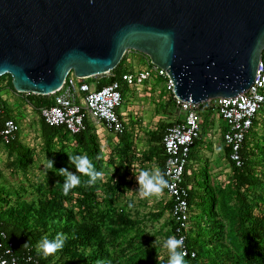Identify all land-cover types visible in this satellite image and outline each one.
<instances>
[{
	"label": "rangeland",
	"instance_id": "374dc122",
	"mask_svg": "<svg viewBox=\"0 0 264 264\" xmlns=\"http://www.w3.org/2000/svg\"><path fill=\"white\" fill-rule=\"evenodd\" d=\"M0 82L11 89L6 75L0 77ZM162 84L157 80L149 98L130 110L134 105H128L125 94L120 111H127L132 118L128 130L117 138L104 130L90 132L86 147L63 131L44 138L39 114L28 103L29 97L18 93L9 98L6 107L18 116L21 151L12 152L0 145V218L33 237L35 251L45 264H61L60 260L65 264H88L95 246L93 242L85 249L78 245L76 234L82 226H93L98 240H109L106 248L119 264H167L168 252L162 244L173 236L169 198L164 191L159 197L140 198L134 175L142 169H161L159 147L151 141V135L161 133L167 124L178 123L182 117ZM210 114L201 113L202 137L212 124ZM246 143L252 154L248 158L247 182L240 186L233 179L220 139L204 144L203 152L195 153L199 166L190 176L194 196L186 236L206 248L210 246V258L218 246L232 257L239 254L228 238V228L239 212L240 199H246L254 214L264 208V106ZM80 154L87 155L96 171L103 172V179L86 186L88 177L77 172L80 186L65 195L64 177L57 170L76 172L68 155ZM49 160L53 161L51 169L47 167ZM71 231L74 236L69 235ZM57 233L67 237L61 250L46 257L37 251L38 241L44 237L52 240Z\"/></svg>",
	"mask_w": 264,
	"mask_h": 264
},
{
	"label": "water",
	"instance_id": "95a60500",
	"mask_svg": "<svg viewBox=\"0 0 264 264\" xmlns=\"http://www.w3.org/2000/svg\"><path fill=\"white\" fill-rule=\"evenodd\" d=\"M263 48L264 0H0V77L21 94L105 74L132 51L200 105L245 91Z\"/></svg>",
	"mask_w": 264,
	"mask_h": 264
},
{
	"label": "built area",
	"instance_id": "2783aa9c",
	"mask_svg": "<svg viewBox=\"0 0 264 264\" xmlns=\"http://www.w3.org/2000/svg\"><path fill=\"white\" fill-rule=\"evenodd\" d=\"M117 80L95 87L103 78L112 77L110 72L90 77L77 78L69 73L62 85L53 93L46 95L50 100L48 107L39 108V117L49 127L61 128L70 136L85 130L98 133L104 130L116 137L125 131L127 111L121 109L125 94L132 93L136 97L149 98L151 89L157 80L163 84V91L171 95L181 119L164 129L161 145L163 149V172L169 187L163 191L170 201V216L173 222V236L184 241L185 257L193 258L194 252L186 248V233L189 229L190 206L186 198L191 189L185 184V176L189 177L197 167L188 168L189 152L199 137L202 112H213L221 121V142L228 149L227 160L235 167L241 165L240 151L253 121L257 120L259 111L264 106V48L257 64L252 84L243 92L228 98H219L206 104L207 110L199 109V105L178 101L172 96V84L162 69L150 64L147 57L141 58V65L129 70L124 66ZM91 79V80H89ZM0 87H7L0 82ZM10 89V88H9ZM11 91L16 93L12 88ZM4 106L0 94V145L5 147L18 140L20 132L18 116L13 111L3 117ZM17 110V109H16ZM0 264H38L30 248L21 254L13 250V243L7 239L0 225Z\"/></svg>",
	"mask_w": 264,
	"mask_h": 264
},
{
	"label": "trees",
	"instance_id": "16d2710c",
	"mask_svg": "<svg viewBox=\"0 0 264 264\" xmlns=\"http://www.w3.org/2000/svg\"><path fill=\"white\" fill-rule=\"evenodd\" d=\"M122 63L123 58L120 60L118 65L110 72L112 74V77L101 79L96 83L95 87L98 88L101 85L108 84L114 80H117L121 72ZM26 96L29 97V99L27 100L28 103L35 107L38 113L39 108L48 107L50 105V100L46 96H38L33 94H26ZM167 97L170 99L173 107L176 108L175 103L171 98V95L169 94ZM199 109L207 110L208 108L206 107V104H200ZM9 113L10 111H8L7 107L4 106L3 117H7ZM254 123L255 121H253L252 127ZM170 125L172 124H167L165 128ZM164 129L161 133L158 132L156 134H152L150 138L151 141L156 143L157 147H159L157 152L158 155L161 157L159 158V166L161 168V172H163L164 162L163 149L161 145ZM40 131L44 138L49 139L53 135H55V133L63 130L61 128L49 127L44 124L43 121L40 119ZM89 133V130H85L71 137L74 138L80 145L86 147L88 146ZM119 137H122V134H119ZM246 139L247 136L243 141L242 149L240 151L241 165L239 167H235L231 162H229L232 176L235 182L237 183V186L244 185L247 182L246 173L248 171V158L252 154V149H250L247 145ZM5 148L9 151L16 153L21 151V146L18 140H14L9 145L5 146ZM223 152L227 157L228 149L224 146ZM184 182L185 184H192L191 178L187 176H185ZM193 196L194 190L191 187V189L187 192L186 198L188 206H191L193 202ZM239 202V212L234 215L233 220L232 222H230V226L228 228V238L236 246L239 251V254L235 257H232L229 252H223V250H225L224 248H222V250L220 246H218V248L215 249V255L210 258V255L213 251L210 246L206 248L205 246H203V244L199 243L198 241L186 237L185 244L187 250L194 252L193 258H189L188 256L185 257L186 262L189 261L191 264H264V208L261 210L260 213L254 214L252 209L248 206L245 198L240 199ZM0 225L2 230L5 232L7 239L13 243V250L16 254L23 253L26 250L23 245L25 243H28L30 251L38 261V264H45L41 259V256L35 251V248L33 246L34 240L30 234L28 235L23 233L21 227L14 224L13 222L5 221L1 218ZM94 230L95 228L93 226H82L80 227V229L77 230L76 234L78 240L77 243L81 246L82 249L89 247L91 242H93V245L95 246L90 252L88 264H96L98 260L104 261V264H119L118 259L115 256L109 254L106 248V244L109 240H98L97 237L94 236ZM72 231L69 232V235L71 234L74 236ZM60 263L65 264L61 260ZM67 264L74 263L68 261Z\"/></svg>",
	"mask_w": 264,
	"mask_h": 264
},
{
	"label": "clouds",
	"instance_id": "9594fccd",
	"mask_svg": "<svg viewBox=\"0 0 264 264\" xmlns=\"http://www.w3.org/2000/svg\"><path fill=\"white\" fill-rule=\"evenodd\" d=\"M68 159L71 165L76 169V172L69 171L67 168L58 169V175L64 177L63 193L67 195L73 188L80 186V177L76 175L77 172L87 176L86 186H92L98 179H103V172L96 171L95 166L87 155H68ZM47 167L53 168V161L49 160ZM138 183V195L140 198H150L153 196L159 197L162 195L163 189L169 187L168 181L164 178V173L159 169L153 170H140L137 173L134 172ZM67 237L63 233H57V235L49 240L47 237L42 238L37 242V251L42 252L46 257L48 255L56 253L64 247ZM25 249L29 248V244L23 245ZM162 247L168 252L167 264H186L184 251V241L182 238H176L170 236L163 241ZM157 260L159 256L157 255ZM96 264H104V261L98 260Z\"/></svg>",
	"mask_w": 264,
	"mask_h": 264
},
{
	"label": "crops",
	"instance_id": "0c3cea01",
	"mask_svg": "<svg viewBox=\"0 0 264 264\" xmlns=\"http://www.w3.org/2000/svg\"><path fill=\"white\" fill-rule=\"evenodd\" d=\"M141 60L142 59H141V55L140 54L135 53V52H129L126 55V57H125L124 66L127 67L129 70H134V69L138 68L141 65ZM153 88H156V85L153 86L152 89ZM0 94H1V98H2L3 102L6 104V106L9 104V98L10 97L12 98V97L16 96V94H14L11 91V89H9L7 87H5V88L4 87H0ZM142 95L143 94H141V97H136V95H134L132 93H128L127 103H128V105H134L133 107L131 106L129 108V110L132 109V108H136L135 105H137V103L142 104V102L145 99ZM166 96H168V95H166ZM14 107H16V105H13V108ZM10 112H13V110L10 111ZM126 114L128 115V113H126ZM210 115L213 117V120H212V124L209 127V129L205 132V135H203L205 138L202 137V131H200L198 139L195 140V142L193 143L192 147L190 148V155H189V158H188L189 159L188 168L191 167L192 165H195L198 168V166H199L198 160H195L194 157H195V153L197 154L199 152H203L202 146L204 144L210 143V142L214 143L217 138L220 139V141H221V138H220V132H221V129H222L221 121L218 119V117L216 116L215 113L211 112ZM131 119L132 118L130 116L127 118L125 131L123 133H121L122 135L128 130V124H129V121H131ZM117 137H119V135L116 136L115 138H117ZM18 139H19V134H18ZM222 146H223V144H222ZM192 174H193V172H192Z\"/></svg>",
	"mask_w": 264,
	"mask_h": 264
}]
</instances>
